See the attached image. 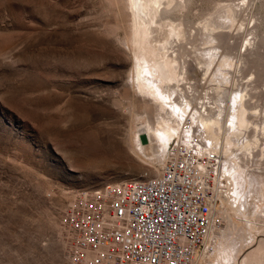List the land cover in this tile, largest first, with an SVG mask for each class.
<instances>
[{"label":"rangeland","instance_id":"1","mask_svg":"<svg viewBox=\"0 0 264 264\" xmlns=\"http://www.w3.org/2000/svg\"><path fill=\"white\" fill-rule=\"evenodd\" d=\"M177 2L171 17L189 21L191 29L181 41L179 60L185 61L190 78L180 80V86L189 95H203L196 98L199 105L224 106L221 100L227 99L228 90L235 104L246 84L258 82L244 91L249 94L257 87L260 94L248 100L254 104L253 119L259 121L253 129L260 131L264 73L256 75L260 68L255 54L249 58H255L253 63L244 65L237 57L250 56L249 42L264 35V0H173L172 5ZM130 12L128 0H0V264H74L68 258L74 233L60 219V209L73 192L156 175L166 160L168 148L143 161L127 144L136 104L144 100L159 106L153 93L141 92L137 77L133 82L139 47ZM207 20L217 21L214 31L225 33L232 45L233 62L224 66L226 73L218 59L208 67L200 64L208 52L222 54V47L212 50L215 42L205 40ZM156 28L154 35L164 39V29ZM176 41L170 46L177 48ZM220 83L224 89L216 92ZM206 93L217 100L204 97ZM143 123L135 128L145 127ZM142 142L151 146L148 134ZM253 148L254 155L243 164L246 171L258 172L253 177L258 186L256 180L264 178V147ZM222 202L221 197L213 232L194 264H222L221 252L234 247V254L238 249L244 253L262 238L263 232L256 239L248 235L249 227L234 213L232 202Z\"/></svg>","mask_w":264,"mask_h":264},{"label":"bare ground","instance_id":"2","mask_svg":"<svg viewBox=\"0 0 264 264\" xmlns=\"http://www.w3.org/2000/svg\"><path fill=\"white\" fill-rule=\"evenodd\" d=\"M128 1L131 8L130 15L132 14L134 17L133 20H135L134 32L136 38L134 42L139 47V52H137L138 70L135 71L133 80L137 77L138 86L141 89V92L145 89L146 93L148 92L149 95L150 92L151 95L153 93L156 102L159 103L158 107H155L153 103L151 104L144 100L136 104L137 109L132 113V123L127 137L128 147L137 155L136 157H139L144 161L149 154L156 156L164 153L168 148V145L175 139H179L184 144H187L191 136L200 133V146L205 147V149L207 148L217 151L221 156L218 175L220 185L217 192V209L222 197V205L226 206L228 205L227 202H232L230 205L232 206L234 213H236L238 218L243 220L246 223V226L249 227L247 230L248 235L250 234L255 238L257 234L259 235V233L263 232L260 234L262 238H255L256 244L252 245L253 249L250 247L244 253L241 252L242 254L239 252L240 249L234 254V247L231 248V250L229 248L230 251L228 253H226L227 250L221 252L223 254L220 253L222 264H264V178L257 179L256 181L259 185L255 186L254 184H256V182H253V177L257 178L258 172L255 173L253 170L246 171L243 164L245 162L244 158L251 154L254 155L253 147L257 145H262L264 147V140H262L263 138L261 139L259 134V132L264 134V124L261 125L262 128L260 131L255 132L253 129V127H257V123H259L258 118L253 119L255 118L253 116L256 114L254 113V104H251V98L255 95V89L257 87L255 89L251 87L250 91H248V93L250 92L249 94L244 91L249 90L250 87L248 88L247 86H254L256 83L258 84V82L255 84L251 83L252 85L246 84L245 86L247 89L244 88L245 86L242 90L238 88L237 92L240 90V93L237 96L239 100L236 98L237 101L235 104H232L233 95L230 97L231 91L228 90L227 99L221 100L223 103L225 102L224 106L221 104L218 106L217 104L212 106V102L211 104H208L205 101H202L200 106L196 102V98L203 99V95H189L190 93L188 94L185 91V88L180 86L181 83H179L180 80L183 81L182 79L187 80L188 77L190 78V76H187L189 75L187 74L188 67L185 64V61L180 63V57L183 55L181 52V49L184 48L182 43L188 38L189 30H191L188 28L189 21L180 20L177 22L170 15L172 12L171 10L176 9L180 5L179 2L172 5L173 0ZM234 11L235 10H233V12ZM167 19H169V22H166ZM159 26L164 29V39H158L154 35V32L157 29L156 27ZM216 26H219L217 21L207 20L202 27L206 29L207 32L203 34L207 35H205V37L208 38L205 39L206 42H215L211 46L212 50H217L213 49L216 47H219V49L222 47V54L221 52H212L209 48L212 53L208 52L209 56L207 58H200V64L202 62V64L208 67L215 59H218L222 64L221 72L224 70L226 73L228 71H226L227 69H224V66H230L233 62L230 55L232 45L228 42L225 33L220 32L218 29L214 31ZM250 30H252V32L255 31L253 28ZM256 33L258 32H255L254 34ZM253 36L254 35L251 37L252 40L254 39ZM260 36V40H258L257 37L256 39L258 41L254 39L256 41L253 40L252 42H249L252 46L249 45L251 47L249 50V53L251 52L250 56H247V54L244 53H238V57L235 56L239 60L241 59L244 65L248 62L253 63L254 60H251L255 58L252 57L251 60L249 58L255 54L257 59L256 64H258L257 66L260 68L258 71L259 73L252 71L253 73H256V75L264 73V35ZM176 40H178V42L180 41V43L183 40V42L176 45L178 46L177 48H173L170 44L173 43V41L176 43ZM168 48H172V51L167 52ZM248 48L249 47L246 46V50ZM247 67L249 66L247 65ZM228 70L231 72L229 67ZM255 81L256 80L253 82ZM133 82H135L136 85V80ZM187 83H189V87H193V84L189 81ZM214 89L216 92L223 91V84L220 83ZM252 89H254V94L252 93L253 95L249 98L248 96L251 94ZM258 93H256V95ZM204 97L210 100H217L215 95L210 93H206ZM248 100L251 101L249 102ZM189 106L191 107L188 110ZM184 115L186 119L182 122ZM254 120L258 122H255ZM139 121H141V123L144 121L143 124L145 127L141 126L140 128L138 126L140 129L137 130L135 124ZM182 123H186L188 128H183L186 125L183 126ZM258 128H260V125ZM203 131L208 135L206 136L207 138L204 137ZM145 133L149 135V139L151 140L150 147L144 146L142 142V135ZM208 141H210L209 143H211V145L208 144ZM237 150L240 153H238ZM149 157L152 156L150 155ZM260 174L261 173H259V175ZM261 177L262 176H260V178ZM248 186L249 189H247ZM234 202L236 208L233 205ZM240 205L244 210H240ZM248 235L244 237L246 243L248 242ZM199 252L193 261V264L199 259L201 251Z\"/></svg>","mask_w":264,"mask_h":264},{"label":"built area","instance_id":"3","mask_svg":"<svg viewBox=\"0 0 264 264\" xmlns=\"http://www.w3.org/2000/svg\"><path fill=\"white\" fill-rule=\"evenodd\" d=\"M199 140L172 141L156 175L75 190L60 209L74 233L69 260L193 264L214 227L220 185L221 156Z\"/></svg>","mask_w":264,"mask_h":264}]
</instances>
